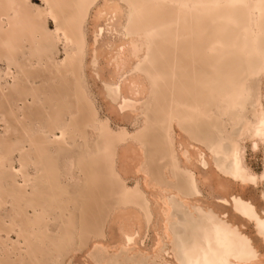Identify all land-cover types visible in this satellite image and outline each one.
Returning <instances> with one entry per match:
<instances>
[{"label": "rangeland", "instance_id": "374dc122", "mask_svg": "<svg viewBox=\"0 0 264 264\" xmlns=\"http://www.w3.org/2000/svg\"><path fill=\"white\" fill-rule=\"evenodd\" d=\"M27 2L32 8L43 6L41 0ZM86 2L80 0L75 10L85 39L86 83L94 111L114 133L125 130L133 134L137 130L144 131L147 125L142 117H136L130 109H120L119 101L109 99L104 87L105 83H120L123 96L140 101L147 97L148 85L142 74L137 72L132 77L130 69L136 65L138 69L145 67L153 61L154 51L153 47L144 46L139 60L132 56V30L127 23L134 17V9L145 4L150 7L157 2V10L164 9L165 5L175 12L185 10L184 17L179 14L173 16L174 30L170 37V44H173L170 49L174 63L173 75L166 81H154L152 86L172 120L167 123L158 108L149 110L148 115L155 130L148 132L147 137L156 150L168 142L167 131H170L179 166L189 170L197 184L199 192L190 200L213 208L221 216L226 215L252 237L256 245L261 246L254 224L233 210L231 196L240 194L264 215V182L260 178L256 183L240 184L233 181L215 167L206 145L209 137L223 135L240 103L246 102L249 89L259 96L264 107V73L253 74L250 82L245 80L244 71L248 67L255 69L257 62L250 40L251 29L256 30L254 20L240 15L239 5H243L244 0H236L230 6L227 5L229 0H94L90 5ZM188 17L190 26L196 22L202 29L198 31L196 25L195 29L189 26L192 30L183 37L182 30ZM260 27L263 28L262 25ZM44 28L53 31V22L47 20ZM144 32L147 34L146 30ZM151 35L154 39H163L166 37V28ZM38 47H42V44L38 43ZM196 53L204 57L201 67L188 60L189 56ZM30 55L26 47L18 57L25 61ZM62 57L63 44L59 42L56 45V58ZM121 59L125 60V64L117 70L116 62ZM181 60L186 63L183 61V65ZM33 66L37 71L32 72L29 81L22 82L23 89H19L15 87L11 75L6 74L7 67H11L13 72L16 69L7 59L0 58V151L5 149L6 140H12L13 147H21L20 151L25 153L29 149L27 139L24 133L13 129L24 125L35 130L46 121V113L57 114L59 128H63L69 120L67 110H71L74 116H80L73 101L57 100L59 94L54 90L58 83L44 78L37 61H33ZM206 69H209L210 74ZM194 70L204 73L197 75ZM130 79H133V85ZM167 82L170 84L167 85ZM170 85L173 86L172 91L168 87ZM70 86H61V93H71ZM251 107L248 109L251 110ZM7 127H11V130L6 131ZM93 127L96 126L88 124L86 128L87 146L75 134L76 137L69 139V144L60 149L55 163L56 173L50 179V182L57 181L54 187L60 189V198L67 201L69 212L62 217L51 213L42 217L28 208L27 215H23L12 212L9 202L0 203V264H99L92 255L94 245L100 244L109 251L114 250L125 242L124 232L132 236L131 247L150 256L157 253L159 259L176 264L164 231L165 193L145 182L139 169L142 161L140 145L131 137L112 143L110 136H103L101 130ZM54 133L59 134V129L54 130ZM243 143L246 165L260 177L264 172L263 147L259 145L253 148L249 139ZM86 149L92 154V164L94 162L96 168L93 173L95 183L90 186L85 185L77 171L73 172V177L69 174L68 158L77 156L79 152L86 154ZM20 151L15 149L5 167L0 169V177L5 173L10 176L3 179V184L7 188L5 190L11 192H20L23 183L22 178L15 173L20 167ZM183 151H187V159L182 155ZM201 157L207 160L208 165H202ZM26 172L33 176L36 173L35 166H26ZM38 181L33 179L32 182ZM136 187L143 195L138 202L121 198L123 189L135 191ZM79 205L85 209L83 213L78 211ZM260 250L264 253L262 247Z\"/></svg>", "mask_w": 264, "mask_h": 264}, {"label": "bare ground", "instance_id": "6f19581e", "mask_svg": "<svg viewBox=\"0 0 264 264\" xmlns=\"http://www.w3.org/2000/svg\"><path fill=\"white\" fill-rule=\"evenodd\" d=\"M79 1L41 0L42 7L32 8L27 0H0V58L7 59L9 64L16 69L13 72L11 67H7L6 72V74L11 75L15 87L23 89L22 82L29 81L32 72L37 71V68L33 66L35 60L44 78H49L50 81L58 83L54 90L56 94H59L57 100L73 101L77 111L80 112V116H74L71 110H67L70 117L63 128L58 127L57 114L52 112L45 114L46 121L36 127L35 130L24 125H19L13 129L24 133L29 149L22 153L21 147H13L12 140L5 141V149L0 151V169L5 167L11 153L18 149L20 151V167L15 170V173L22 178L23 183L20 185V192L5 190L7 188L3 184V179L10 176L7 173L3 174L0 177V203L9 202L12 212H19L23 215H27L28 208H31L34 214L42 217L49 213L62 217L66 212H69L67 201L60 198V189L54 187L57 185V181L50 182V179L56 173L55 163L57 156L61 153L60 149L66 147L69 144V139H74L76 136L82 138L83 145L87 146V125H95L96 127L93 128L101 130L103 136H110L112 143H117L125 137H131L140 145L142 161L139 169L144 175L145 182L165 193L163 211L166 221L164 231L173 250L176 264H264V253H261L260 250V247L264 250V215L259 213L257 207L240 194L231 196L233 210L254 224L261 246L256 245L252 237L241 230L226 215L221 216L213 208L190 200L199 192L197 184L194 175L189 170L179 166L171 143L170 131H167L168 142L160 145L156 150L147 137V133L154 129L148 115L149 110L158 108L165 116L167 123L172 120L165 107L160 103L159 96L154 92L152 86L154 81H166L173 75L174 63L170 52L173 45L170 44L172 41H170L171 32L174 30L172 29L173 16L179 14L184 17L185 10L175 12L167 5L164 9L157 10L159 6L157 2H154L150 7L146 4L143 7H134L135 15L127 23V26L131 27L132 30V32L129 30L132 34L130 40L132 56L135 60H139L144 46L153 47L154 51L153 61L141 69H138V65L130 69L132 77L137 72L142 74L148 85L147 97L140 101L123 96L120 83H105L104 87L109 99L119 101L120 109H130L136 117H142L147 125L144 131L137 130L133 134H129L125 130L114 133L106 121H101L98 118L91 104L84 70L85 39L75 11ZM93 1L85 0L89 5ZM256 1L244 0L243 5H239L241 7L240 15L243 18H253L256 26V30L251 29L250 40L255 51L254 60H256L257 65L255 69L248 67V70L244 71L247 82H250L253 74L264 73V0H259L261 3ZM235 2L236 0H229L227 5H233ZM47 20H51L54 24V30L51 32L44 28ZM189 21L190 18L188 17L183 26V37L187 36L186 34L195 29V25L198 24L193 22L195 25L190 26ZM261 25L263 28L260 27ZM161 28H166V37L154 39L151 34ZM196 29L199 31L202 28ZM144 30L147 31V34ZM215 31L218 32V30ZM59 42L63 44V57L57 59L56 45ZM38 43H41L42 47L39 48ZM26 47L31 55L25 61L20 60L18 55ZM204 54L202 55L205 56ZM203 59L204 57L202 58L199 53H196L189 56L188 60L190 63L195 62L198 67H201L204 65ZM181 61L184 65V60ZM184 62L186 63V61ZM124 64L125 60L123 59L116 62L117 70L120 69V65L123 66ZM206 70L210 74L209 69ZM196 71L194 70V72ZM198 73L200 72L198 71ZM130 83L131 85L134 84L133 79H130ZM66 84L71 85L70 90L72 91L69 94H62L60 88ZM168 84L170 83L167 82ZM171 85L168 86L170 90L173 87ZM236 89L238 88L236 87ZM160 90L162 92V89ZM245 99L246 102L240 103L235 116L229 122V127H225L223 135L221 137L211 136L206 143L215 167L240 184L256 183L258 178L264 182V172L258 177L247 167L243 143L245 139H249L253 148L262 145L264 153V107L261 105L259 96L253 94L251 89L248 90ZM250 106H252L251 110L248 109ZM23 117L26 119V114ZM36 121L40 122L41 119ZM5 123H7L6 120ZM9 129L11 130V127H7L6 131ZM56 129H59L57 135L54 133ZM75 134L77 135L75 136ZM48 136L51 138L48 139ZM202 137L204 136L202 135ZM85 153L79 152L77 156L68 158L69 174L70 177H73V172L77 171L84 179L85 185L90 186V184L95 183L93 173L96 168L93 165L94 162L92 164V154L89 149H86ZM97 153L103 157V154ZM182 155L185 159L188 158L187 151H183ZM200 161L202 165H208L204 157H201ZM28 165L35 166L36 173L33 176L26 172ZM33 179H39L40 182L33 183ZM27 193L28 196H26ZM142 196V192L137 187L135 191L125 188L121 194L123 200L134 202H138ZM85 207L88 209L87 205ZM77 208L79 212L85 211L81 205ZM123 235L125 242L114 250L109 251L100 244L94 245L92 255L99 264H174L166 259H159L157 253L150 256L131 247L132 236L127 232H124ZM250 251L254 252L255 255H250Z\"/></svg>", "mask_w": 264, "mask_h": 264}, {"label": "snow or ice", "instance_id": "6c2138e0", "mask_svg": "<svg viewBox=\"0 0 264 264\" xmlns=\"http://www.w3.org/2000/svg\"><path fill=\"white\" fill-rule=\"evenodd\" d=\"M249 254H250V255H253V256L255 255V253H254V252H252V251H250V252H249Z\"/></svg>", "mask_w": 264, "mask_h": 264}]
</instances>
